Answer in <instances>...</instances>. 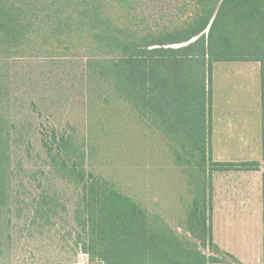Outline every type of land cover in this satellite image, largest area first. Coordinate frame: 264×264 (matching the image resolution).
<instances>
[{"label":"trees","instance_id":"1","mask_svg":"<svg viewBox=\"0 0 264 264\" xmlns=\"http://www.w3.org/2000/svg\"><path fill=\"white\" fill-rule=\"evenodd\" d=\"M150 4L0 0V46L18 50L42 39L83 53L91 76L111 84L171 143L188 178L193 197L185 209L187 234L180 235L163 216L88 170L74 134L43 131L50 166L79 190L74 219L83 254L102 264L223 263L213 233L214 173L258 170L259 163L213 160V65L260 63L264 160V0H174L176 14L163 21ZM5 130L0 116V223L9 201ZM44 205L37 216L51 209Z\"/></svg>","mask_w":264,"mask_h":264},{"label":"rangeland","instance_id":"2","mask_svg":"<svg viewBox=\"0 0 264 264\" xmlns=\"http://www.w3.org/2000/svg\"><path fill=\"white\" fill-rule=\"evenodd\" d=\"M146 1L161 21L176 14L174 0ZM86 63L83 53L53 40L38 39L18 50L0 46V116L9 156L0 264H102L76 245L80 194L49 164L42 132L52 129L74 134L88 170L187 234L185 209L193 195L171 143L111 84L91 76ZM213 87V160L259 163L258 170L214 173V242L224 260L219 264H238L230 255L243 264H264L260 63H214ZM40 202L51 208L44 217L36 214Z\"/></svg>","mask_w":264,"mask_h":264},{"label":"crops","instance_id":"3","mask_svg":"<svg viewBox=\"0 0 264 264\" xmlns=\"http://www.w3.org/2000/svg\"><path fill=\"white\" fill-rule=\"evenodd\" d=\"M253 107H254L255 114H258L259 113V110H258V100L257 99L255 100V103H254ZM250 108H251V106H250ZM250 108H246L245 110L246 111H248V110L251 111ZM215 109H216V106H215V102H214V87H213V138H214L215 124H216ZM261 125H262V115H261V80H260V129H261V140H262V128H261L262 126ZM212 143H213V141H212ZM225 162H234V161H225ZM239 162H243V161H235L234 163H239ZM224 175H225L224 178L225 179H228L229 174L228 173H224ZM242 183H241V185H242ZM216 213H217V210H215V216H216Z\"/></svg>","mask_w":264,"mask_h":264}]
</instances>
